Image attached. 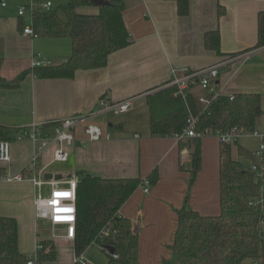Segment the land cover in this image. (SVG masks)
I'll return each instance as SVG.
<instances>
[{
  "label": "crops",
  "instance_id": "1",
  "mask_svg": "<svg viewBox=\"0 0 264 264\" xmlns=\"http://www.w3.org/2000/svg\"><path fill=\"white\" fill-rule=\"evenodd\" d=\"M72 1L0 0L2 76L7 82H17L24 75L18 86L0 88V124L19 130L34 125L43 130L50 125L45 133L51 135L55 123L84 117L76 126L74 142L65 147L69 153L65 163L53 160L57 145L47 148L34 164L37 143H12L11 162L0 165L1 173H23L25 180L0 183V216L17 220L22 253H33L40 239L52 241L57 258L43 264H74L78 259L74 241L54 238L64 236L66 227L52 228L36 219L34 199L38 189L33 178L65 182L79 180V172H84L104 179H139L140 186L119 213L133 227L139 226L140 262L164 264L172 256L179 210L189 206L202 216L221 213L222 144L212 133L183 140L175 135H154L152 117L174 111L177 102H185L189 96L197 108L207 111L209 106L199 98L211 99L210 92L193 84L184 99L171 85L173 80L186 71H201L246 53H251L250 59L223 67L211 85L222 95L259 94L264 111V47L256 48L264 0H188L186 15L180 14L176 0H119L124 5L123 19L130 39L125 49L114 53L105 68L78 71L72 78H39L32 67L33 56L41 54L49 65L66 63L72 40L24 34L20 26H31L33 14L20 17L19 8L33 5L36 11H42L41 6L50 2L51 10H56ZM100 10L92 3L78 12L94 16ZM210 33L218 34L217 48L207 44ZM102 100L109 104L129 101L131 105L121 114L94 113ZM89 125L101 129L100 141L88 139ZM256 131L264 137V114ZM247 134L261 145L259 137ZM198 144L200 162L196 164ZM237 145L253 154L259 150H249L238 141L232 146L234 159L238 157ZM144 180L152 181L148 194L143 191ZM41 191L47 195L50 186L44 185Z\"/></svg>",
  "mask_w": 264,
  "mask_h": 264
},
{
  "label": "trees",
  "instance_id": "2",
  "mask_svg": "<svg viewBox=\"0 0 264 264\" xmlns=\"http://www.w3.org/2000/svg\"><path fill=\"white\" fill-rule=\"evenodd\" d=\"M106 1L108 4L100 6V13L94 16L78 12L81 7L92 4V0H73L56 10L33 13L31 27L34 37L72 40L68 61L34 68L39 78H72L78 71L105 68L114 53L129 45L123 3ZM176 1L180 14L186 15L188 0ZM20 27L24 32L25 26L21 24ZM207 44L217 48L218 34L210 33ZM260 47H264V16L260 18L256 48ZM3 63L0 56V88L18 86L24 75L17 82H7L2 76ZM180 101L174 111L152 117L154 135H182L188 127L190 113L197 119L196 132L199 134L204 135L207 131L229 133L234 129L254 132L264 114L259 94H238L233 100L222 95L212 100L205 112L197 108L190 96L187 101ZM50 127L47 125L43 131ZM23 131L0 124V141L12 144ZM236 144H222L221 148L220 215L202 216L189 206L179 210L172 256L164 264H264V203L251 206V203L264 200V178L259 179L245 162L254 163L252 152L237 145L239 159L233 158L232 146ZM197 147L194 160L199 164V144ZM78 177L75 255L82 257L97 245L107 253L108 264H142L139 260V236L133 232L132 222L119 213L141 181L104 179L84 172H79ZM41 244L40 263L55 261L57 251L54 243L43 240ZM108 248L114 253L108 252ZM28 256L19 249L17 220L0 216V264H28Z\"/></svg>",
  "mask_w": 264,
  "mask_h": 264
},
{
  "label": "built area",
  "instance_id": "3",
  "mask_svg": "<svg viewBox=\"0 0 264 264\" xmlns=\"http://www.w3.org/2000/svg\"><path fill=\"white\" fill-rule=\"evenodd\" d=\"M5 7L6 4L3 3ZM52 4L50 2L41 6L42 11H50ZM36 8L31 5L30 7L22 6L19 8L18 14L20 17L25 16V14H33ZM24 34L34 37V32L31 26H27L24 29ZM251 58V53H246L240 56L229 57L225 61L201 70L197 72L186 71L179 78H175L171 85L178 89V94L184 99L189 94V88L193 84H199L203 90L211 93V99L200 97L199 101L206 106H209L212 100H215L222 96L221 92L216 91L215 87L211 85L212 81L216 80L220 76V70L228 66L230 63L235 61H246ZM50 62L44 61L41 54H36L33 56L32 67L38 68L49 65ZM233 100L234 96H230ZM100 109L96 110L94 113L98 112H113L114 114H121L128 111L131 102L127 101L121 104H109L105 100L100 102ZM84 117H71L55 123V129L51 135L46 134L41 127L32 126L30 129L23 131L21 136L18 137L17 141L20 140H31L38 144L37 155L32 159V163H36L41 154L50 146L57 145V148L53 153V160L55 163H65L69 159V153L66 151L65 147L71 145L75 139V129L77 124L83 120ZM196 122L197 119L190 117L188 120V127L182 135H175L179 140L187 138H197L202 137L206 134H211L206 132L204 135L196 132ZM247 131L234 129L229 133H223L216 131L212 133L216 135L221 144L230 145L235 144L239 139L247 134ZM256 137L261 139V145L259 150L253 154L255 157L254 163L251 164L250 170L255 173L259 179L264 178V137L257 131L250 132ZM86 134L90 141H100L102 139L101 129L97 126L89 125L86 128ZM11 148L12 144L8 141H0V164L9 165L11 162ZM23 173L19 174H1L0 173V183L2 182H22L24 181ZM33 183L37 187L38 192L34 199L35 216L38 221H45L50 224L52 228L58 226L66 227V234L64 236L54 235V238H64L66 240L74 241L76 238V224H77V187L78 180L72 179L65 182H43L40 178H33ZM44 185L50 186V192L45 195L42 193V187ZM152 183L150 180L143 181V191L145 194L150 192ZM61 195H57V194ZM262 193L264 194V185L262 186ZM264 203L262 199L260 202L251 203V206H259ZM43 250L41 241L38 240L36 248L33 253L29 254L28 264H41L39 261V252ZM109 252V251H108ZM74 264H92L85 260L83 257H78Z\"/></svg>",
  "mask_w": 264,
  "mask_h": 264
},
{
  "label": "rangeland",
  "instance_id": "4",
  "mask_svg": "<svg viewBox=\"0 0 264 264\" xmlns=\"http://www.w3.org/2000/svg\"><path fill=\"white\" fill-rule=\"evenodd\" d=\"M248 136H250V134L243 135L242 138L239 139V143L249 150H258L259 146H260L259 140L251 139ZM235 147H237V146H235ZM235 159H239V158L236 156ZM245 162L247 165H249V163H251L249 160H247ZM250 165H249V167H250ZM40 241L42 242L41 239H40ZM84 259L87 260L88 262L92 263V264H108L107 253L102 252L97 245L91 247V249L87 252Z\"/></svg>",
  "mask_w": 264,
  "mask_h": 264
},
{
  "label": "water",
  "instance_id": "5",
  "mask_svg": "<svg viewBox=\"0 0 264 264\" xmlns=\"http://www.w3.org/2000/svg\"><path fill=\"white\" fill-rule=\"evenodd\" d=\"M92 3H93L94 5H97V6H103V5L108 4V2H107L106 0H92ZM133 232H134L135 234H138V233H139V226H138V225H136V226L134 227ZM108 250H109L110 253H114V250H113V249L108 248Z\"/></svg>",
  "mask_w": 264,
  "mask_h": 264
},
{
  "label": "snow or ice",
  "instance_id": "6",
  "mask_svg": "<svg viewBox=\"0 0 264 264\" xmlns=\"http://www.w3.org/2000/svg\"><path fill=\"white\" fill-rule=\"evenodd\" d=\"M57 195H61V194L58 193Z\"/></svg>",
  "mask_w": 264,
  "mask_h": 264
}]
</instances>
